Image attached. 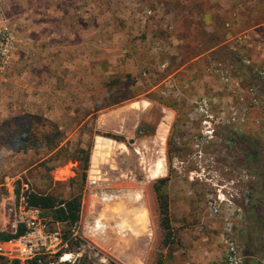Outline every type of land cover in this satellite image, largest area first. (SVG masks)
<instances>
[{
  "label": "rangeland",
  "instance_id": "obj_1",
  "mask_svg": "<svg viewBox=\"0 0 264 264\" xmlns=\"http://www.w3.org/2000/svg\"><path fill=\"white\" fill-rule=\"evenodd\" d=\"M52 3L62 11L75 0ZM128 3L79 0V31L97 43L83 47L78 68L66 66L67 57L27 54L0 75V124L28 116L34 136L51 141L15 152L0 131V232L13 234L18 225L16 180L22 192L28 185L57 200L79 195L73 227L39 213L48 230L66 235L65 249L23 264H62L65 254L73 255L66 264H178L196 248L212 253L208 264L230 239L241 260L247 248L264 246V76L257 72L264 69V0H131L133 10ZM220 4L229 26L211 14L205 27L204 9ZM165 5L179 16L176 24L154 26L169 15ZM186 8L200 17L182 18ZM60 20L64 26L69 16L50 17L55 27ZM241 31L246 42L222 35ZM239 137L236 148L230 139ZM98 138L109 145L93 165ZM252 206L256 217H244ZM134 208L145 220L138 233L125 214Z\"/></svg>",
  "mask_w": 264,
  "mask_h": 264
},
{
  "label": "crops",
  "instance_id": "obj_2",
  "mask_svg": "<svg viewBox=\"0 0 264 264\" xmlns=\"http://www.w3.org/2000/svg\"><path fill=\"white\" fill-rule=\"evenodd\" d=\"M11 1L13 3L12 5L17 6V9L9 10V0H0V16H3V18L10 24L12 29L14 38V53L12 55L13 60L19 59L27 54H29V58L34 59V61H36V59H38L40 56H49L51 59L58 58L56 56H62L63 59L64 57H67L70 61L66 66L70 67L71 69H76L78 66L75 67V62L79 64V53L85 50L83 47L89 48L91 44L97 43L96 40L86 38L87 35H84L82 30L79 31V0H75V3L72 5L74 6L73 9L66 8L62 11L59 10V4H53L52 0H50V3H48L47 0H42V3H40L39 6L33 5L34 7H31L30 4H28L27 7H24L22 0ZM129 1L130 3H128V9L133 10L131 8V6H133L131 4V0ZM40 6L42 9H40ZM165 7L168 9L169 15H166L164 19L161 18L158 21H155L154 26L163 28L166 25L171 26L176 24V20L179 16H176L175 11L171 8V6L165 5ZM156 11V15L158 17L159 12L164 11V9H161L160 5ZM225 11L226 8L221 4L215 7L208 6L205 8L203 18L206 22H204V26L206 27L211 25V22L209 21L210 19H207L211 14L218 17L220 21L219 25H223L224 27L229 26L228 23L225 22ZM41 12L44 15V21L40 19ZM179 12L180 15H185V17L182 16V18H187L193 21L197 18L195 14L196 11L194 10L186 8ZM72 13L74 14L73 16ZM62 14L69 16L67 24L61 26L62 22L60 20L58 25H56L57 27L53 26V23L50 21V17L54 16L55 18L60 19ZM199 17L200 15L198 18ZM235 20L236 19H232L231 24H233ZM238 24L239 22L236 21V26ZM236 26L232 25L231 27ZM259 26L260 25L255 27L258 28ZM86 28L88 27H85V29ZM246 32L247 31L237 32L236 34H233V36L230 35L232 37H229L227 34L224 35V33H222V35L224 36L223 38L226 39V42L233 40L234 42L241 43L246 42V39L249 37ZM256 34L257 33L255 32V35ZM261 41L262 40H255L257 46L261 44ZM26 49L29 50L28 53L25 52ZM87 51L91 52L92 49H88ZM13 60L11 59L10 65L12 64ZM251 208H253V206L250 207V210L244 212V217H256V214H254L255 211H253ZM245 221L246 224L251 222L249 220ZM255 226H258V224L255 223ZM262 226L263 225H260L258 227L262 228ZM248 236L253 239L257 238L259 240L258 237H253L249 234ZM188 254L189 257H187L186 260L178 262V264H206L207 260L210 257H213L212 253H207L205 250H198L197 248L194 250V252L190 251ZM241 264H264V246H256L251 249L247 248L241 260Z\"/></svg>",
  "mask_w": 264,
  "mask_h": 264
},
{
  "label": "built area",
  "instance_id": "obj_3",
  "mask_svg": "<svg viewBox=\"0 0 264 264\" xmlns=\"http://www.w3.org/2000/svg\"><path fill=\"white\" fill-rule=\"evenodd\" d=\"M153 12L152 8H147V16L152 15ZM13 53L14 38L10 24L0 16V75L9 68ZM257 72L261 77L264 76V69H259ZM8 202V209L13 211L12 200L9 199ZM39 213V210L27 207L23 202L15 222L23 225L25 232L15 239L0 242V257L10 262L25 263L39 253L56 255L65 249L66 242L62 239L61 232L58 229L48 230ZM240 262V250L236 242L230 239L225 243V251L221 259L212 264H240Z\"/></svg>",
  "mask_w": 264,
  "mask_h": 264
},
{
  "label": "trees",
  "instance_id": "obj_4",
  "mask_svg": "<svg viewBox=\"0 0 264 264\" xmlns=\"http://www.w3.org/2000/svg\"><path fill=\"white\" fill-rule=\"evenodd\" d=\"M29 120L30 118L28 116H14L9 117L0 124V131L4 133V143L7 149L19 152L33 149L39 144L47 146L51 142L48 139V134H45L42 138L37 139L34 136L35 126ZM230 140L236 148H239L241 141H244L242 137H239L237 140L233 138ZM36 141H39L40 143ZM253 154L255 156L257 155L255 152H253ZM77 179L78 176L68 179V182L72 184ZM24 181L25 180L23 179V182ZM13 186V195L16 201H18L21 197L27 207L35 208L43 215H47L51 223H58L67 227H73L77 224L79 217V195L73 194L65 200H57L50 194L33 190L28 185L26 190L22 192L20 180H16ZM164 210L165 205H162L160 211L163 212ZM24 232V226L18 224L13 234L0 232V242L15 239L21 236ZM67 235H70L69 232H67ZM63 239H66V235L64 233ZM12 263L18 264L16 261Z\"/></svg>",
  "mask_w": 264,
  "mask_h": 264
},
{
  "label": "bare ground",
  "instance_id": "obj_5",
  "mask_svg": "<svg viewBox=\"0 0 264 264\" xmlns=\"http://www.w3.org/2000/svg\"><path fill=\"white\" fill-rule=\"evenodd\" d=\"M142 136H147L145 139H147L149 137V134L146 132L142 133ZM109 141L105 140V139H101L98 138L96 140V145H95V150H94V155L92 157V161H93V165H97V163L99 162V156H100V152L103 148H108L107 146ZM129 212V211H127ZM125 213L126 216L127 214L129 215V217L127 218V223L129 225V228L132 230L133 233H138L140 230H142L145 226V220L142 218V214H141V210L139 208H134L132 210H130L129 213ZM73 255L72 254H65L63 255V257L60 259V263L62 264H66V263H71V257Z\"/></svg>",
  "mask_w": 264,
  "mask_h": 264
},
{
  "label": "water",
  "instance_id": "obj_6",
  "mask_svg": "<svg viewBox=\"0 0 264 264\" xmlns=\"http://www.w3.org/2000/svg\"><path fill=\"white\" fill-rule=\"evenodd\" d=\"M129 144H132V141H128Z\"/></svg>",
  "mask_w": 264,
  "mask_h": 264
}]
</instances>
